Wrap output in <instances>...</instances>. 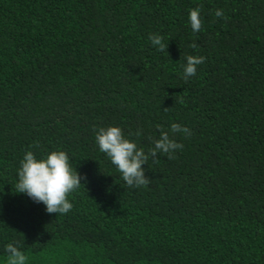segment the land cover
I'll return each mask as SVG.
<instances>
[{
    "label": "trees",
    "instance_id": "trees-1",
    "mask_svg": "<svg viewBox=\"0 0 264 264\" xmlns=\"http://www.w3.org/2000/svg\"><path fill=\"white\" fill-rule=\"evenodd\" d=\"M173 123L183 148L152 155ZM108 126L147 184L99 151ZM58 149L85 179L49 214L17 173ZM13 241L27 264H264V0H0V264Z\"/></svg>",
    "mask_w": 264,
    "mask_h": 264
},
{
    "label": "clouds",
    "instance_id": "clouds-1",
    "mask_svg": "<svg viewBox=\"0 0 264 264\" xmlns=\"http://www.w3.org/2000/svg\"><path fill=\"white\" fill-rule=\"evenodd\" d=\"M215 15L221 17L223 12L217 10ZM189 24L194 32L201 30L199 9L190 12ZM150 39L152 45L159 51L165 50L163 37L153 35ZM204 59L203 56L186 57V63L183 65V76L186 80L196 75L197 66L202 64ZM178 133L190 135L189 129L178 123L171 124L167 131L161 130L159 138L154 141L151 154L156 155L157 152L167 154L181 150L183 145L172 138ZM95 143L99 151L116 166L128 186L139 187L148 183L143 167L147 164L148 155L134 141L126 138L119 126L99 128L95 134ZM17 175L19 193L26 195L34 203H42L49 214L68 213L73 207L68 196L83 185L81 181L85 179L73 169L69 155L59 149L43 157H37L34 152L26 151ZM19 249V241L6 245L7 264H27V257Z\"/></svg>",
    "mask_w": 264,
    "mask_h": 264
}]
</instances>
